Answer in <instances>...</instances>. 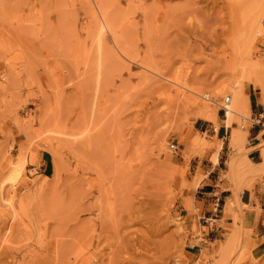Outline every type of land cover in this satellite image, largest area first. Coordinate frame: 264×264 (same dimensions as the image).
Here are the masks:
<instances>
[{
  "label": "rangeland",
  "instance_id": "rangeland-1",
  "mask_svg": "<svg viewBox=\"0 0 264 264\" xmlns=\"http://www.w3.org/2000/svg\"><path fill=\"white\" fill-rule=\"evenodd\" d=\"M252 84L264 0H0V264H193L220 151L233 193L264 175Z\"/></svg>",
  "mask_w": 264,
  "mask_h": 264
},
{
  "label": "crops",
  "instance_id": "crops-1",
  "mask_svg": "<svg viewBox=\"0 0 264 264\" xmlns=\"http://www.w3.org/2000/svg\"><path fill=\"white\" fill-rule=\"evenodd\" d=\"M247 96L253 118L259 123L249 130L246 150L249 151V159L258 165L263 163L260 128L264 124V103L261 91L254 84L249 86ZM221 151L216 167L208 173L199 189L198 202L202 207L194 218L199 233L190 235V249L186 251L193 264L202 261L205 255L220 257L222 250L227 251L238 245L254 259L264 257V175L245 182L241 179L244 187L237 191L235 188L233 193L231 189L234 184L227 175H221L224 155ZM225 156L228 157V152ZM230 160L229 157L227 162ZM224 173L231 171L227 167ZM234 202L238 206L233 207Z\"/></svg>",
  "mask_w": 264,
  "mask_h": 264
},
{
  "label": "bare ground",
  "instance_id": "bare-ground-1",
  "mask_svg": "<svg viewBox=\"0 0 264 264\" xmlns=\"http://www.w3.org/2000/svg\"><path fill=\"white\" fill-rule=\"evenodd\" d=\"M99 21H100V20H99ZM202 97H203V99L209 101L210 103H212V104H216L215 97L212 95V93H210V92H206V93L204 94V96H202ZM228 98H229V97H228ZM226 100H227V99H226ZM226 100L224 101V104L222 105V107H227V109H228L227 116L224 117L225 119H227V118H228V115L232 112V110H231V101H230L229 104H227V103H226ZM230 100H231V98H230Z\"/></svg>",
  "mask_w": 264,
  "mask_h": 264
},
{
  "label": "built area",
  "instance_id": "built-area-1",
  "mask_svg": "<svg viewBox=\"0 0 264 264\" xmlns=\"http://www.w3.org/2000/svg\"><path fill=\"white\" fill-rule=\"evenodd\" d=\"M230 101H231L230 98H227L226 103L229 104ZM221 112L223 113V116L226 117V116H227V113H228V109H227V107H222ZM172 148H173L174 150L177 149L176 146H172Z\"/></svg>",
  "mask_w": 264,
  "mask_h": 264
}]
</instances>
